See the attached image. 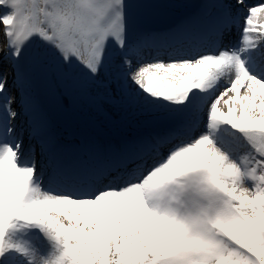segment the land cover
<instances>
[{"label":"snow or ice","instance_id":"6c2138e0","mask_svg":"<svg viewBox=\"0 0 264 264\" xmlns=\"http://www.w3.org/2000/svg\"><path fill=\"white\" fill-rule=\"evenodd\" d=\"M187 7L0 0V264H264V0L147 26ZM41 89L94 90L161 126L67 146Z\"/></svg>","mask_w":264,"mask_h":264},{"label":"rangeland","instance_id":"374dc122","mask_svg":"<svg viewBox=\"0 0 264 264\" xmlns=\"http://www.w3.org/2000/svg\"><path fill=\"white\" fill-rule=\"evenodd\" d=\"M0 48H1V44H0ZM1 51L2 50L0 49V52ZM99 98L100 97L97 96L94 90H84L83 92L78 93L76 96L79 109L83 113L85 119L90 122L102 123L105 121V117L99 108V106H102L104 108V106L102 105L104 104V102L99 101ZM104 101L108 103V101L106 100ZM109 104L113 105L110 102ZM111 107H113L116 110V113H114L115 110H111L106 107L105 108L109 111V113L117 117H120L124 123H127L129 122L130 119H132L131 121L132 126L130 127L131 129L137 128V126L140 123L136 120H141V119H144L145 120L144 122H146L150 127L160 126V122L156 119V117H154L151 114L125 107H119V106H111Z\"/></svg>","mask_w":264,"mask_h":264},{"label":"bare ground","instance_id":"6f19581e","mask_svg":"<svg viewBox=\"0 0 264 264\" xmlns=\"http://www.w3.org/2000/svg\"><path fill=\"white\" fill-rule=\"evenodd\" d=\"M0 39H3V37L2 36H0ZM1 64V63H0ZM2 66V65H1ZM72 100L73 101H75V98H72ZM99 101H103L104 102V104H102L103 106H104V108L102 107V106H99V108H100V110L101 111H107V112H109L106 108H108V109H111V110H115L113 107H111V106H115V105H111V104H109V102L108 103H106L102 98H99ZM106 107V108H105ZM77 111V108H75V112ZM114 113H116V110H115V112ZM77 115H80L79 113H77ZM57 137H58V139L60 140V141H63L64 140V136L62 135V134H57L56 135Z\"/></svg>","mask_w":264,"mask_h":264}]
</instances>
